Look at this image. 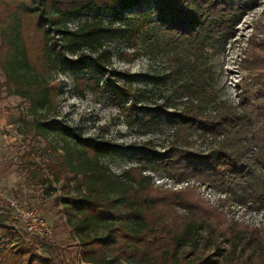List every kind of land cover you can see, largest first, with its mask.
<instances>
[{"label":"trees","instance_id":"obj_1","mask_svg":"<svg viewBox=\"0 0 264 264\" xmlns=\"http://www.w3.org/2000/svg\"><path fill=\"white\" fill-rule=\"evenodd\" d=\"M138 1L0 0V73L3 76L0 96L6 91L26 102L31 118L22 119L21 123L28 134L35 136L50 131L62 141L59 146L62 152L47 143L55 154L53 162L44 163L46 172L32 166L29 150L20 155L21 169L31 184L48 181L50 176L63 182L60 199L66 218L71 220V228L83 240L80 257L85 262L264 264V226L238 223L247 233H237L231 223L219 217V212L206 211L195 201L177 200L173 192L159 191L144 171L150 166L163 165L174 176L189 172L209 183L224 185L239 179L245 185V166L234 149H220L213 156H192L169 149L140 152L136 164L116 173L100 162V157L111 150L107 140L80 136L48 117L55 109L58 93L51 70L57 66L60 72H70L79 93L85 88L98 90L90 65L94 64L100 73L110 55L103 45L104 38L116 33L114 21L121 10ZM165 1L168 5L152 10L155 20L178 37L193 33V38L201 29V19L207 21L211 15H217V19L211 22L210 30L221 31V23L228 19L229 9L236 4L234 0L232 4L203 0L201 17L182 9L180 14L168 15L172 2ZM84 13L88 16L75 27L66 25V18L79 19ZM102 14L108 18L104 20ZM251 49L252 57L247 61L251 66L246 68L247 76L238 92L240 112H226L203 123L211 133H223L227 141L248 133L250 146L246 149L249 152L246 158L264 172V39L252 41ZM103 83L108 85L106 79ZM188 90L184 89V93L189 94ZM121 108L135 119L139 116L149 119L153 114L151 109L134 102ZM167 113L178 123L183 122V114ZM188 120L195 118L188 117ZM200 161L205 164L200 166ZM262 179L264 182V176ZM177 205L183 212L176 210ZM86 225L102 226L105 232L81 236L80 229ZM200 229L209 235L206 242L213 236L227 235L231 241L229 251L221 255L220 248L215 247L206 256L194 251L179 254L180 243L200 237ZM39 248H44L47 254H41ZM190 253L192 257H188ZM61 254V248L47 236L21 232L8 209L0 205V264H63Z\"/></svg>","mask_w":264,"mask_h":264},{"label":"rangeland","instance_id":"obj_2","mask_svg":"<svg viewBox=\"0 0 264 264\" xmlns=\"http://www.w3.org/2000/svg\"><path fill=\"white\" fill-rule=\"evenodd\" d=\"M170 1L168 15L171 12L180 14L182 9L201 16L204 10L203 0ZM219 1L232 4V0ZM234 1L237 5L229 9L228 19L221 23V31L210 30L211 22L217 19V15H211L207 21L201 19L202 26L195 38L193 33L178 37L176 32L161 27L155 20L152 10L168 5L165 0H139L124 7L114 21L116 33L103 40L110 52L109 61L100 73L94 64L89 68L99 89L85 88L79 93L71 73L60 72L55 66L50 76L58 87L57 102L48 117L80 136L107 140L111 150L100 157V162L116 173L136 164L140 152L169 149L172 152L182 150L192 156H213L217 150L234 149L245 166V185L239 179L224 185L209 183L189 172L174 176L163 165H149L144 171L159 191L173 192L180 201H184L183 198L195 201L206 211L215 210L224 222L231 223L234 231L247 233L238 223L249 227L264 226V198H261L264 172L246 158L249 155L246 149L250 146L248 133L227 141L223 133L213 134L203 123L213 116H224L226 112H240L237 98L241 81L247 76L246 68L251 66L247 63L252 57L251 42L264 39V0ZM87 16L84 13L79 19L68 17L66 25L75 27ZM101 16L104 20L108 18L107 14ZM0 77L3 78L1 73ZM104 79L108 85L103 83ZM184 89H189V94L184 93ZM132 102L151 109L153 114L149 119L129 117L121 107ZM167 112L183 114V122L178 123ZM188 117L195 120L187 121ZM30 118L27 104L20 96L6 91L1 93L0 205L8 209L21 232L47 236L59 246L63 264H93L80 257L83 240L65 216L60 199L63 182L49 175L50 180L31 184L21 169L20 155L26 150L30 152L32 166L42 171L44 163L53 162L55 154L47 143L62 152L59 147L62 141L53 132L35 136L26 132L21 120ZM204 164L199 162L200 166ZM16 209L32 210L47 224L49 231H26L16 216ZM176 210L183 212L178 205ZM104 232L102 226L86 225L80 229L81 236ZM199 234L194 240L182 241L178 253L194 251L206 256L215 247L220 248L221 255L229 251L231 241L227 235L213 236L206 242L207 231L200 229ZM39 252L47 254L44 248H39ZM112 264L128 263L120 260Z\"/></svg>","mask_w":264,"mask_h":264},{"label":"built area","instance_id":"obj_3","mask_svg":"<svg viewBox=\"0 0 264 264\" xmlns=\"http://www.w3.org/2000/svg\"><path fill=\"white\" fill-rule=\"evenodd\" d=\"M16 211V216L21 221L26 231L38 233H47L49 231L47 224L32 210L19 211L16 209Z\"/></svg>","mask_w":264,"mask_h":264}]
</instances>
